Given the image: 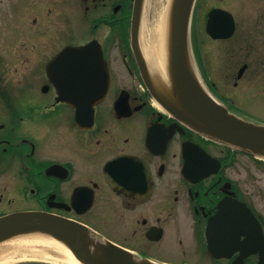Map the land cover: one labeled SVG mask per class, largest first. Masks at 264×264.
Segmentation results:
<instances>
[{
    "label": "flooded vegetation",
    "instance_id": "af4514ba",
    "mask_svg": "<svg viewBox=\"0 0 264 264\" xmlns=\"http://www.w3.org/2000/svg\"><path fill=\"white\" fill-rule=\"evenodd\" d=\"M133 8L134 0H0V216L37 211L76 222L85 227L73 236L79 248L105 239L165 264H234L249 251L242 263L258 264L264 161L220 148L154 98L131 46ZM66 9L79 33L67 42ZM209 20L220 38L207 32ZM190 25L205 89L229 114L264 125V0H196ZM200 40L218 48L203 51ZM93 41L108 72L105 96L57 101L60 54ZM235 202L255 218L237 251L224 235L233 222L220 223V204L231 216ZM209 246L236 252L220 259Z\"/></svg>",
    "mask_w": 264,
    "mask_h": 264
},
{
    "label": "water",
    "instance_id": "95a60500",
    "mask_svg": "<svg viewBox=\"0 0 264 264\" xmlns=\"http://www.w3.org/2000/svg\"><path fill=\"white\" fill-rule=\"evenodd\" d=\"M142 1L134 0L130 29L131 46L154 98L160 102H176L173 109L177 117L210 139L230 148L264 157V126L245 123L230 116L206 93L190 68L188 29L195 0H172L170 7L168 97L163 96L156 86L138 45ZM207 32L215 39L220 38V28L210 22L207 25ZM60 60L62 64L60 79L57 78L56 85L57 100L94 104L104 97L108 75L97 43L92 42L77 48L66 47L60 54ZM221 208L223 207L220 206V218ZM235 213L236 216L230 220L236 222V229H249V224L255 221L243 204L236 207ZM76 231L78 230L75 227L39 212H17L0 217V242L22 234L41 232L62 242L80 264H154L146 260L139 261L129 252L110 243L96 245L92 249L94 252L79 248L73 237ZM239 233L232 236L238 239L242 235ZM225 255L220 252V257ZM244 255H249V252ZM258 264H264V258H261Z\"/></svg>",
    "mask_w": 264,
    "mask_h": 264
},
{
    "label": "bare ground",
    "instance_id": "6f19581e",
    "mask_svg": "<svg viewBox=\"0 0 264 264\" xmlns=\"http://www.w3.org/2000/svg\"><path fill=\"white\" fill-rule=\"evenodd\" d=\"M171 4L172 0H144L138 33L142 56L156 86L165 97H168L170 86L167 57ZM19 260L80 264L62 242L41 232L22 234L0 242V264Z\"/></svg>",
    "mask_w": 264,
    "mask_h": 264
},
{
    "label": "rangeland",
    "instance_id": "374dc122",
    "mask_svg": "<svg viewBox=\"0 0 264 264\" xmlns=\"http://www.w3.org/2000/svg\"><path fill=\"white\" fill-rule=\"evenodd\" d=\"M66 22H65V40H66V42L67 41H70V40H76L77 38H76V36L79 34V33H77V23H76V21H75V15H74V13H73V11L72 10H69V9H66ZM200 26V27H199ZM199 28H200V31H201V25L199 24ZM197 30V31H196ZM199 29H194V32H195V34H197L199 31H198ZM198 35H201V39L203 40L204 38L206 39V36H205V34H203L202 33V31H201V34L199 33ZM202 40H200V43H199V46H200V49L201 50H205L206 48H214V50H216L218 47H216V46H214V47H211V46H213L212 44L211 45H204L202 42ZM207 40V39H206ZM206 42H209L208 40L206 41ZM221 148V147H220ZM258 158V157H257ZM259 160H263V159H261V158H258ZM242 162H240V165H242L241 164ZM235 171H237L238 170V168H235L234 169ZM260 187V185L257 187V190H258V188ZM262 190L264 191V182H262ZM262 204L264 203V200H262V202H261Z\"/></svg>",
    "mask_w": 264,
    "mask_h": 264
}]
</instances>
